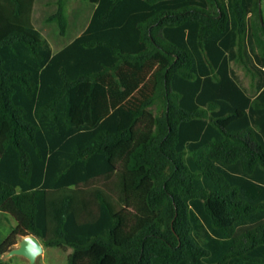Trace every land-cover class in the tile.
<instances>
[{"label": "trees", "instance_id": "1", "mask_svg": "<svg viewBox=\"0 0 264 264\" xmlns=\"http://www.w3.org/2000/svg\"><path fill=\"white\" fill-rule=\"evenodd\" d=\"M54 53L0 0V211L67 264H264L260 0H85ZM70 0L49 21L68 29ZM233 64L251 79L234 77Z\"/></svg>", "mask_w": 264, "mask_h": 264}, {"label": "rangeland", "instance_id": "2", "mask_svg": "<svg viewBox=\"0 0 264 264\" xmlns=\"http://www.w3.org/2000/svg\"><path fill=\"white\" fill-rule=\"evenodd\" d=\"M36 0V11H35V24L36 27L45 32L48 26L55 27L60 34V27L56 22H43V19L51 14V8L45 7L52 6L57 3V0ZM261 1L262 16L264 18V0ZM57 5V4H56ZM78 7H82L85 10L86 15H90L94 10L95 6L85 0H70L68 10L75 11ZM51 35V31H49ZM72 35L71 30L64 36L65 40H68ZM234 77L237 81L246 89H250L251 79L247 76L245 70L238 65L233 64ZM17 226L16 220L9 214L0 211V244L11 234L13 229ZM72 249L70 248H48L45 246V251L41 254L35 263L23 256H14L6 259L8 264H67L68 257Z\"/></svg>", "mask_w": 264, "mask_h": 264}, {"label": "crops", "instance_id": "3", "mask_svg": "<svg viewBox=\"0 0 264 264\" xmlns=\"http://www.w3.org/2000/svg\"><path fill=\"white\" fill-rule=\"evenodd\" d=\"M48 2H51V1L47 0V4H48ZM94 6H95V8L90 15H88V14L86 15L85 10L82 7H78L75 11H72V12L70 10H68L69 24H68L67 32L65 34H62L61 32L59 34L57 29L55 27H51V26H48L46 28L45 32L41 31L42 34L50 42L54 53L61 51L63 48H65L66 46L71 44L77 37H79L80 35H82L84 33V31L89 26L91 19L93 17V14L96 10V5H94ZM45 7L51 8V14L49 16H47L46 18H44L43 22H53V21H49V18L57 12L58 6L54 3L53 7L47 6V5H45ZM35 11H36V0H35L34 10H33V15H32V21L36 27L35 19H34ZM69 30H71L72 35L68 40H65L64 36H66V34L69 32ZM49 31H51V35L49 34Z\"/></svg>", "mask_w": 264, "mask_h": 264}, {"label": "water", "instance_id": "4", "mask_svg": "<svg viewBox=\"0 0 264 264\" xmlns=\"http://www.w3.org/2000/svg\"><path fill=\"white\" fill-rule=\"evenodd\" d=\"M260 14L261 20L264 23V18L262 16L261 10V1H260ZM45 251V246L40 240V238L36 235L29 234L26 236H22L19 243L9 252H7L2 258L6 261V259L14 257V256H23L31 261V263H35L37 258L43 254Z\"/></svg>", "mask_w": 264, "mask_h": 264}]
</instances>
